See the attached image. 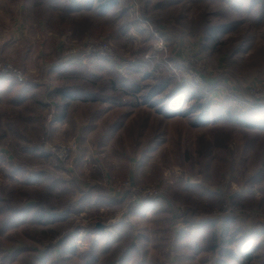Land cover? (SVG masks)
Masks as SVG:
<instances>
[{"label":"rangeland","instance_id":"rangeland-1","mask_svg":"<svg viewBox=\"0 0 264 264\" xmlns=\"http://www.w3.org/2000/svg\"><path fill=\"white\" fill-rule=\"evenodd\" d=\"M0 76V264H264V0H0Z\"/></svg>","mask_w":264,"mask_h":264},{"label":"built area","instance_id":"built-area-1","mask_svg":"<svg viewBox=\"0 0 264 264\" xmlns=\"http://www.w3.org/2000/svg\"><path fill=\"white\" fill-rule=\"evenodd\" d=\"M104 41L92 42V43L88 42L84 46L79 45V46L73 47L71 48L70 52L67 55L70 54V56H79V57L82 56L81 59H85L86 58L85 54L88 52H92V53H96V55L101 56V57H108L112 54L113 50H112V47H110L109 42H106V41L104 42ZM67 59L68 57H66V60ZM5 71L8 72L10 70L6 69ZM192 76L194 77V80L196 81V83H198V85L205 87V82H203L199 74L194 72ZM0 77H3V76H0ZM14 77L19 80H23L22 76H14ZM259 91H261V88L251 89V93H253L256 96L259 95ZM263 95H264V91L262 92V96ZM45 147L55 157L56 162H58L61 165V164H66L71 159L74 153V150L76 149V144L60 142V143H50V144L45 145ZM128 187H130V184L124 183L123 186L117 188V190H120V188H128ZM142 193H143V197L141 198L146 199V200L157 197L156 192H154L153 190L149 188H144L142 190Z\"/></svg>","mask_w":264,"mask_h":264},{"label":"crops","instance_id":"crops-1","mask_svg":"<svg viewBox=\"0 0 264 264\" xmlns=\"http://www.w3.org/2000/svg\"><path fill=\"white\" fill-rule=\"evenodd\" d=\"M71 94H73L72 92H70V93H68V98H70V99H72L70 96H71ZM79 100V99H78ZM75 102V101H74ZM82 104V108L83 109H90L92 106V104H90L92 101H80ZM95 103V110H94V112L93 113H91V118H90V120H89V122H85V124L87 123V125L88 124H95V123H98V122H96L100 117H103V115L105 114V115H107L110 111H112L111 109H110V105H106V103H100V102H94ZM71 121V120H70ZM86 125V126H87ZM77 126L78 127H82L79 123L77 124ZM81 128H78V131H81L80 130ZM77 131V133H76V137L74 136V137H72V138H70L69 140H67V141H61V142H65V143H69V142H73L74 144H76V142H78V137L80 136V134H79V132ZM91 132V131H90ZM90 132H86L85 134H87V133H89L90 135H92V133H90ZM85 134H84V137H86L85 136ZM79 142H81L80 140H79ZM77 155V154H76ZM79 158L83 161L84 160V158H83V156H80V154H79ZM78 163H79V161H78ZM80 164V163H79ZM131 168H132V166H131ZM107 235V233H99L98 234V236H100V238H98V239H96L97 241L98 240H100V241H102V239L105 237ZM119 236L117 235V234H113V235H110V241L111 242H113L114 240H119V238H118ZM258 237L259 236H255V237H250V242L249 243H252L253 245H254V243H257L259 240H258ZM106 243H108V242H106ZM132 244H129L128 245V247L126 248H124L123 250H122V254H119L120 255V257L122 258V257H124V259H123V261L125 262V264H131L132 263V259H131V257L133 256V253H134V251H135V249L136 248H134V249H131V248H129L130 246H131ZM128 253V254H127ZM115 257V256H114ZM112 261H113V264H120V263H118L117 262V260H116V257H115V259H111ZM143 261L141 260L140 261V264H143L142 263ZM108 263L110 264L111 263V261L109 262L108 261Z\"/></svg>","mask_w":264,"mask_h":264},{"label":"trees","instance_id":"trees-1","mask_svg":"<svg viewBox=\"0 0 264 264\" xmlns=\"http://www.w3.org/2000/svg\"><path fill=\"white\" fill-rule=\"evenodd\" d=\"M1 78L0 77V81H1ZM16 80L17 82L19 81L18 79H14ZM73 93V92H72ZM72 99H79L81 101H88V100H99L97 97H94V96H90V95H87V94H83L82 92H77V94L73 93L71 94L70 96Z\"/></svg>","mask_w":264,"mask_h":264},{"label":"water","instance_id":"water-1","mask_svg":"<svg viewBox=\"0 0 264 264\" xmlns=\"http://www.w3.org/2000/svg\"><path fill=\"white\" fill-rule=\"evenodd\" d=\"M97 227H98L99 229H104V225L101 224V223H97Z\"/></svg>","mask_w":264,"mask_h":264}]
</instances>
